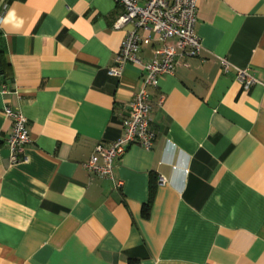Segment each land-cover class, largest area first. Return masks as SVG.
<instances>
[{"label": "crops", "instance_id": "0c3cea01", "mask_svg": "<svg viewBox=\"0 0 264 264\" xmlns=\"http://www.w3.org/2000/svg\"><path fill=\"white\" fill-rule=\"evenodd\" d=\"M198 7L201 55L148 88L152 148L131 144L100 177L85 163L122 136L143 85L138 65L109 73L123 7L0 0V264H264V0ZM223 57L257 82L246 90ZM6 107L27 118L25 161Z\"/></svg>", "mask_w": 264, "mask_h": 264}, {"label": "built area", "instance_id": "2783aa9c", "mask_svg": "<svg viewBox=\"0 0 264 264\" xmlns=\"http://www.w3.org/2000/svg\"><path fill=\"white\" fill-rule=\"evenodd\" d=\"M123 7V13L115 26L122 28L131 24L126 31L122 46L115 58V64L109 68L113 76H120L128 63L142 68L143 85L134 96L131 110L124 118V132L117 140L104 146L99 143L90 159L85 163L87 169L100 177H113L115 159L121 157L127 148L138 143L150 149L155 141V133L150 128L149 87L157 86L161 76L173 74L178 65L177 56H200L203 44L196 32L199 0H115ZM2 16H0V22ZM153 42L160 45L152 47V57L143 60L140 52ZM179 51V52H178ZM224 71L230 67L236 69V78L248 90L257 82V78L248 68H241L229 59L220 58ZM6 115L12 120V132L8 146L12 152L11 160L25 161L24 154L18 152L31 142L27 118L21 110L5 108ZM161 181L164 178L161 177ZM123 186V181H118Z\"/></svg>", "mask_w": 264, "mask_h": 264}, {"label": "trees", "instance_id": "16d2710c", "mask_svg": "<svg viewBox=\"0 0 264 264\" xmlns=\"http://www.w3.org/2000/svg\"><path fill=\"white\" fill-rule=\"evenodd\" d=\"M5 63H4V60L2 58V53L0 52V75L4 74L5 73ZM154 193H155V186H151V194H150V199H149V202L146 203L144 206H143V216L145 218H148L149 215H150V210H151V205H152V201H153V197H154Z\"/></svg>", "mask_w": 264, "mask_h": 264}, {"label": "clouds", "instance_id": "9594fccd", "mask_svg": "<svg viewBox=\"0 0 264 264\" xmlns=\"http://www.w3.org/2000/svg\"><path fill=\"white\" fill-rule=\"evenodd\" d=\"M8 18H10V19H14V18H15V13H14V11H10V12L8 13ZM5 22H7V19H6ZM21 23H22V22H21Z\"/></svg>", "mask_w": 264, "mask_h": 264}]
</instances>
